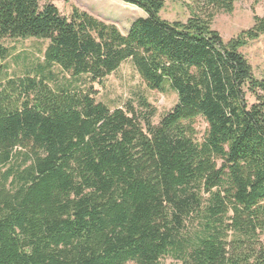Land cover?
Masks as SVG:
<instances>
[{"label":"trees","instance_id":"16d2710c","mask_svg":"<svg viewBox=\"0 0 264 264\" xmlns=\"http://www.w3.org/2000/svg\"><path fill=\"white\" fill-rule=\"evenodd\" d=\"M53 1L0 0V43L48 42L43 66L0 74V264H264V74L240 52L264 19L223 41L211 24L235 0H182L185 21L118 0L144 13L123 34ZM127 61L176 94L157 124L145 101L95 99Z\"/></svg>","mask_w":264,"mask_h":264},{"label":"rangeland","instance_id":"374dc122","mask_svg":"<svg viewBox=\"0 0 264 264\" xmlns=\"http://www.w3.org/2000/svg\"><path fill=\"white\" fill-rule=\"evenodd\" d=\"M182 0H165V5L160 13L162 19L167 21H185L189 13ZM61 15L68 17L71 7H76L89 13L97 19L112 24L121 33H126L138 18L144 17V13L131 6H127L118 0H72L65 3L63 0L52 2ZM231 13L220 12L215 15L211 28L218 32L223 41H228L242 31L253 26V16L264 19V0H235ZM8 52L7 58L0 60L1 80L21 77L26 72H32L36 66H43V54L48 42L37 39L11 40L5 39L0 43ZM240 52L248 60L253 73L257 78L264 74V33L255 41L250 42L240 49ZM54 74L58 69H52ZM57 81L63 82L64 77L57 74ZM95 99L106 105L111 110L116 108L126 109L132 106L139 115L144 112L142 102L145 101L153 108L152 123L157 124L160 118L172 109L177 101L174 91L168 85H164L161 91H151L139 78L130 62H124L117 71L106 77L102 86H94ZM198 137H201L206 129V124L196 120ZM264 243V234L261 237ZM161 264H181L170 258L163 259Z\"/></svg>","mask_w":264,"mask_h":264}]
</instances>
